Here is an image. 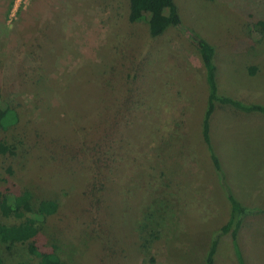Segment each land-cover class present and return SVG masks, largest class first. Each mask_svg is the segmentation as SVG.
Wrapping results in <instances>:
<instances>
[{"label": "rangeland", "instance_id": "374dc122", "mask_svg": "<svg viewBox=\"0 0 264 264\" xmlns=\"http://www.w3.org/2000/svg\"><path fill=\"white\" fill-rule=\"evenodd\" d=\"M175 2L214 48L220 94L264 105V36L248 27L264 0ZM128 13V0H0V99L22 114L5 134L10 180L59 202L43 235L67 264H206L230 216L201 132L210 73L179 28L152 39ZM210 137L235 194L261 210L239 246L264 264V114L218 103ZM215 264H239L230 235Z\"/></svg>", "mask_w": 264, "mask_h": 264}, {"label": "trees", "instance_id": "16d2710c", "mask_svg": "<svg viewBox=\"0 0 264 264\" xmlns=\"http://www.w3.org/2000/svg\"><path fill=\"white\" fill-rule=\"evenodd\" d=\"M128 3L129 21H147L152 39L164 34L167 27L175 26L201 51L202 59L210 73V94L201 122V132L219 173L220 184L230 203V216L227 222L214 232L206 264H215L219 243L224 235L231 236L239 264H248L239 246V233L245 225L246 217L261 210L251 207L238 197L227 182L225 171L211 142V119L218 103L231 104L248 112L257 111L262 114L264 105L258 102L245 103L220 94L213 63L214 48L207 39L182 22L175 0H128ZM248 27L249 35L253 39L264 36L263 19H249ZM21 121L22 114L19 110L0 99V134L3 133L0 137V264H67L60 247L44 239L43 235L48 219L59 211V202L54 199L33 202L31 191L10 180L15 174V167L8 159L17 154L18 147L9 141L5 134L12 129H18ZM137 231L142 249L150 250L151 240L156 236L155 231L148 230L147 225ZM144 233H148L147 238Z\"/></svg>", "mask_w": 264, "mask_h": 264}]
</instances>
